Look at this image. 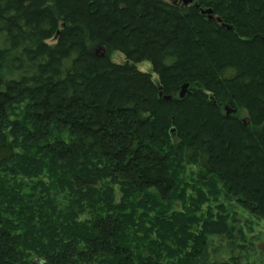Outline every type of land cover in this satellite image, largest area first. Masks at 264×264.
Returning a JSON list of instances; mask_svg holds the SVG:
<instances>
[{
	"label": "trees",
	"instance_id": "obj_1",
	"mask_svg": "<svg viewBox=\"0 0 264 264\" xmlns=\"http://www.w3.org/2000/svg\"><path fill=\"white\" fill-rule=\"evenodd\" d=\"M223 195L264 219V0H0V264H237Z\"/></svg>",
	"mask_w": 264,
	"mask_h": 264
},
{
	"label": "rangeland",
	"instance_id": "obj_2",
	"mask_svg": "<svg viewBox=\"0 0 264 264\" xmlns=\"http://www.w3.org/2000/svg\"><path fill=\"white\" fill-rule=\"evenodd\" d=\"M110 57L114 62L125 61L124 56L118 51H114ZM136 67L141 71L152 73L155 78L149 61L138 62ZM197 169L195 165L188 166V177L195 175ZM212 204L211 206L215 205ZM219 204L228 214L234 231L230 239H221L216 235L208 236L211 259H234L237 264H264V219L250 214L233 197L223 195L219 199ZM214 209L218 210V207Z\"/></svg>",
	"mask_w": 264,
	"mask_h": 264
},
{
	"label": "water",
	"instance_id": "obj_3",
	"mask_svg": "<svg viewBox=\"0 0 264 264\" xmlns=\"http://www.w3.org/2000/svg\"><path fill=\"white\" fill-rule=\"evenodd\" d=\"M180 1L183 3V5H188V4H191L194 0H180ZM195 4L198 5L197 3H195ZM201 13L202 14H206L208 18H211L212 17V10L210 8H208V9H202L201 10ZM215 19H216V21H220V18L219 17H215ZM186 87H187V84H185V85L182 86V89H181V91L179 93V95L181 97H183L184 90H185ZM164 98L166 100H169L171 98V96L170 95H167ZM224 109H225V114L226 115H228V114L233 113V112L236 111L235 109H232L229 106H225ZM247 123H248V119H244V124L246 125Z\"/></svg>",
	"mask_w": 264,
	"mask_h": 264
},
{
	"label": "flooded vegetation",
	"instance_id": "obj_4",
	"mask_svg": "<svg viewBox=\"0 0 264 264\" xmlns=\"http://www.w3.org/2000/svg\"><path fill=\"white\" fill-rule=\"evenodd\" d=\"M166 1L171 3L174 6H178V5L185 6V5H183V3L180 0H170V1L166 0Z\"/></svg>",
	"mask_w": 264,
	"mask_h": 264
},
{
	"label": "bare ground",
	"instance_id": "obj_5",
	"mask_svg": "<svg viewBox=\"0 0 264 264\" xmlns=\"http://www.w3.org/2000/svg\"><path fill=\"white\" fill-rule=\"evenodd\" d=\"M182 89V88H181ZM181 91V90H180ZM234 113V112H233Z\"/></svg>",
	"mask_w": 264,
	"mask_h": 264
}]
</instances>
